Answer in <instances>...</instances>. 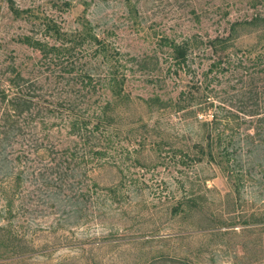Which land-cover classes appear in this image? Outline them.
<instances>
[{"label": "rangeland", "instance_id": "374dc122", "mask_svg": "<svg viewBox=\"0 0 264 264\" xmlns=\"http://www.w3.org/2000/svg\"><path fill=\"white\" fill-rule=\"evenodd\" d=\"M15 3L87 35L73 60L96 82L91 103L108 109L122 152L90 173L86 202L69 204L60 172L52 174L48 160L34 154L15 159L28 148L12 144L13 155L0 161V226L16 241L5 247L0 235V264H264V74L251 82L252 70L236 64L233 53L264 54V0ZM0 12V44L24 75L37 76L38 53L16 42L32 26ZM92 35L105 42L106 54L96 53ZM228 35L218 52L233 54L235 63L208 76L203 97L211 106L204 116L175 112L181 92L217 60L207 41ZM189 38L198 44L181 70L164 43ZM201 117L215 120L202 124ZM198 142L212 147L213 160L181 164L171 157L176 148L193 155ZM56 178L57 188L49 181Z\"/></svg>", "mask_w": 264, "mask_h": 264}, {"label": "trees", "instance_id": "16d2710c", "mask_svg": "<svg viewBox=\"0 0 264 264\" xmlns=\"http://www.w3.org/2000/svg\"><path fill=\"white\" fill-rule=\"evenodd\" d=\"M3 8L13 20L32 26L33 33L19 36L16 42L37 52L39 65L37 76L24 75V70L17 64L13 53L4 44H0V161L7 162L8 157L13 155L12 151H8L12 144H24L28 149L16 152L15 159L20 160L28 154H34L40 160L47 159L52 174L60 172L59 188L67 193L65 202H86L89 197L86 192L89 193L87 188L90 173L101 161H115L122 152V144L115 141L119 129L112 125L107 115L108 109L104 106L99 109L95 107V102L91 103L96 94V82L85 65L77 67L73 60L76 44H84L87 35L80 31H75V35H72L46 13L34 8L21 9L15 0H0V11ZM231 36L207 41V45L217 55V60L209 65L199 80L193 82L192 89L181 92V98L178 97L172 105L175 112L204 116L212 104L206 103L203 97L207 84L210 83L208 76L225 72V68H230L235 61L245 72L252 70L251 75H255V79L251 82L264 74V54L255 51V48L237 51L240 56L233 52L235 61L233 54L218 52V47L223 49V43ZM90 37L97 43L96 53L106 54L105 42L95 35ZM197 44L195 38L185 39L180 43L166 39L164 43L171 51L174 65L181 70L189 67V53ZM227 60L228 63H225ZM247 63L250 64L245 68ZM185 94L187 96L183 98ZM200 119L202 124H210L215 117L210 121L203 117ZM259 134L256 133L255 136L260 138L262 134ZM54 137L55 141L59 138L58 143L52 142ZM258 141L259 139H255V153L260 152L257 146L261 144ZM206 147L208 151L205 152ZM161 149V144L157 143L158 156L162 153ZM195 149L197 151L193 155L181 148L171 149L170 155L181 164H185L184 160L199 163L204 157L213 160L212 147L208 144L204 146L198 142ZM219 154L222 156V153ZM41 175L44 177L45 174ZM49 181L57 188V178ZM15 182L19 183V176ZM50 182L45 185L49 186ZM180 206L182 207V203H178L174 210L177 212ZM0 235L5 236V247L14 246L16 240L13 242L9 238V232L1 226Z\"/></svg>", "mask_w": 264, "mask_h": 264}]
</instances>
